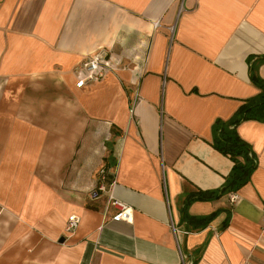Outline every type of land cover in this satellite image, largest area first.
<instances>
[{
	"label": "crops",
	"instance_id": "obj_1",
	"mask_svg": "<svg viewBox=\"0 0 264 264\" xmlns=\"http://www.w3.org/2000/svg\"><path fill=\"white\" fill-rule=\"evenodd\" d=\"M100 48L111 70L77 87ZM253 75L264 0H0V264H264V121L236 127L257 159L236 202L185 203L230 174L212 127Z\"/></svg>",
	"mask_w": 264,
	"mask_h": 264
},
{
	"label": "trees",
	"instance_id": "obj_2",
	"mask_svg": "<svg viewBox=\"0 0 264 264\" xmlns=\"http://www.w3.org/2000/svg\"><path fill=\"white\" fill-rule=\"evenodd\" d=\"M251 80L260 89L257 96L245 100L230 121H216L212 127V147L231 160L230 174L218 190L198 191L186 198V204L195 199L212 200L235 192L249 181L256 169L257 159L250 145L236 131L241 121L249 119L264 121V81L255 75L251 76Z\"/></svg>",
	"mask_w": 264,
	"mask_h": 264
},
{
	"label": "built area",
	"instance_id": "obj_3",
	"mask_svg": "<svg viewBox=\"0 0 264 264\" xmlns=\"http://www.w3.org/2000/svg\"><path fill=\"white\" fill-rule=\"evenodd\" d=\"M158 23H155L157 26ZM169 31L173 32V26L168 27ZM109 57V52L105 48H100L97 50L93 55L85 58L81 61L78 65H76L73 69V72L76 76V86L83 87L88 84L93 83L94 81L101 79L105 76L107 71H110L111 68L107 64V59ZM99 175V185L97 187V191L107 193V201L105 209H113L114 213L111 216L112 220L115 221H130L132 218V209L126 205L125 203L117 200L112 194V186L114 184V179L109 180V175L105 168H101L98 172ZM110 181L109 188L105 187V183ZM238 199L237 194L234 192H230L228 195V200L231 204H234ZM80 219L72 214L68 216L66 225H65V232L67 234H72L75 229L78 227ZM264 222V218H263ZM171 228L175 238L179 233V230L175 228L171 224ZM181 264H187L185 261L184 256H181Z\"/></svg>",
	"mask_w": 264,
	"mask_h": 264
},
{
	"label": "water",
	"instance_id": "obj_4",
	"mask_svg": "<svg viewBox=\"0 0 264 264\" xmlns=\"http://www.w3.org/2000/svg\"><path fill=\"white\" fill-rule=\"evenodd\" d=\"M60 241H63V238H61Z\"/></svg>",
	"mask_w": 264,
	"mask_h": 264
}]
</instances>
